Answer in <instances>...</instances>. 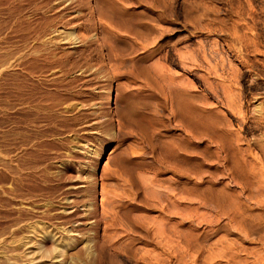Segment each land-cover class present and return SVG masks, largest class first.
Here are the masks:
<instances>
[{
    "label": "rangeland",
    "instance_id": "374dc122",
    "mask_svg": "<svg viewBox=\"0 0 264 264\" xmlns=\"http://www.w3.org/2000/svg\"><path fill=\"white\" fill-rule=\"evenodd\" d=\"M56 246L264 264V0H0V264Z\"/></svg>",
    "mask_w": 264,
    "mask_h": 264
},
{
    "label": "bare ground",
    "instance_id": "6f19581e",
    "mask_svg": "<svg viewBox=\"0 0 264 264\" xmlns=\"http://www.w3.org/2000/svg\"><path fill=\"white\" fill-rule=\"evenodd\" d=\"M48 237H51V236L48 235ZM54 251H55L54 252L55 253V256L53 257V259H56V261L54 260L53 263H55V264H65L66 263V258L69 259L68 258L69 255L67 256L66 254L62 253L61 249L57 248V246H56V248H55ZM58 258H59V260H57Z\"/></svg>",
    "mask_w": 264,
    "mask_h": 264
}]
</instances>
